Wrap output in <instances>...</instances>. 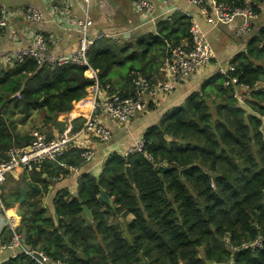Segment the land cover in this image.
Masks as SVG:
<instances>
[{
  "label": "trees",
  "instance_id": "obj_1",
  "mask_svg": "<svg viewBox=\"0 0 264 264\" xmlns=\"http://www.w3.org/2000/svg\"><path fill=\"white\" fill-rule=\"evenodd\" d=\"M215 2L233 9L250 6L260 15L264 0ZM190 25L187 14L176 12L158 21L155 32L133 41L95 39L86 60L97 73L98 88L125 96L133 92L134 76L161 80L150 68L155 64L158 71L172 48L190 46ZM230 64L233 70L207 78L180 106L147 127L142 152H113L97 177L79 176L76 195L58 193L54 216L42 205V193L52 179L87 162L83 149L68 147L23 173L21 180L29 177L42 192L27 191L19 202L17 229L23 242L63 264H264V22L253 24L245 48ZM123 68V81L115 86L113 71ZM85 70L74 62L37 63L31 56L0 68V160L11 147L31 142L30 133L19 126L35 109L44 111V124L63 130L58 114L69 112L94 84ZM244 86L249 96L240 103L237 95L244 94ZM21 183L6 194L2 184L6 207L19 201ZM100 189L112 204L99 199ZM10 234L3 229L4 241ZM259 237L261 247L253 248ZM0 264L39 263L19 253Z\"/></svg>",
  "mask_w": 264,
  "mask_h": 264
},
{
  "label": "crops",
  "instance_id": "obj_2",
  "mask_svg": "<svg viewBox=\"0 0 264 264\" xmlns=\"http://www.w3.org/2000/svg\"><path fill=\"white\" fill-rule=\"evenodd\" d=\"M151 1L154 4L153 15L156 17L154 23L147 21L146 17L136 12L134 0H89L88 3L82 0H0V18L6 20V25L0 28V51L2 52L0 68L2 69H7L13 65V51L21 47L31 46L34 43V37L38 34L45 39L46 49L43 52L45 56L60 60L67 59L78 46L80 34L76 29L75 21L84 17L85 13L89 16L91 35L97 38L101 36L113 38L120 42L121 39L133 41L142 34L155 32L158 21L171 16L173 13L182 12L206 31L214 53L210 63L199 72L186 81L176 83L171 91L158 93L155 100L149 104L144 112L135 115L125 123L104 120L105 125L111 131L110 139L106 142H100L95 138L87 137L83 144L92 148L93 155L86 159L87 162L82 167H73L66 176L52 179L46 192H41L40 185L30 184L29 177L21 180L20 177L23 173L20 171H15L6 177L13 181L12 185L17 184V182L25 181L27 183L28 181L27 186L21 183L19 187L23 186L25 193L27 191L42 193L41 203L53 216V203L58 193H65L68 198L76 195L78 179L81 174L97 177L104 161L111 153L122 154L128 146L140 140L147 127L157 124L167 112L180 106L189 94L199 89L204 80L215 75L221 69H226L233 56L245 48L248 34L241 35L236 32L240 22L239 17H235L227 24L211 25L206 22L199 8L187 0ZM30 6L41 11L42 21L32 22L25 18L24 10ZM261 22H264V10L253 24ZM125 32H129L130 36L124 37ZM136 33L139 35L132 36ZM165 64L158 71H155V64L150 68L156 72L155 77L157 79L166 78ZM125 69L120 71L114 69L113 82L115 86L123 81L121 76H124ZM85 75L89 77L87 73ZM90 89L88 88V93L82 100L73 104L69 112L58 114L56 119L58 122H62L64 127L67 124L73 125L83 120L84 115L86 116L91 110L93 98L101 100L107 95L106 91L101 88H98L96 92H92ZM43 118L44 111L35 109L22 126H28L29 133L34 128L40 127L50 136L62 131L56 125L44 124ZM22 126H19L20 130ZM32 188H36L37 191H33ZM7 208L9 214H16L19 224L21 217L19 201ZM127 218L130 219L131 216L129 215ZM4 228L3 225H0V263L13 255V251L1 246L8 241H4L5 239L1 235Z\"/></svg>",
  "mask_w": 264,
  "mask_h": 264
},
{
  "label": "built area",
  "instance_id": "obj_3",
  "mask_svg": "<svg viewBox=\"0 0 264 264\" xmlns=\"http://www.w3.org/2000/svg\"><path fill=\"white\" fill-rule=\"evenodd\" d=\"M88 3L89 0H82ZM195 4L206 22L211 25L218 23L227 24L235 17H239V24L236 28L237 34L245 35L250 33L253 22L258 19L259 15L254 13L250 6L243 8H230L224 4H218L215 0H187ZM136 12L146 17L147 21L155 22L154 4L151 0H134ZM264 10V2L260 4ZM24 16L28 21L40 22L43 15L35 7H27L24 10ZM76 29L79 32V41L77 48L65 60L45 56L43 52L46 49L45 39L38 34L34 37V43L28 47H21L13 51L14 62L21 63L28 56L33 57L37 63L48 62L63 63L74 62L86 66L85 73L89 78L94 80L90 86L92 92L98 90L97 73L88 65L86 60V51L88 47L97 39L90 34L89 16L85 13L84 17L75 21ZM6 25V20L0 18V28ZM111 37V36H110ZM2 52L0 51V56ZM213 49L209 43L207 33L195 21L190 25V46L182 43L171 49L169 56L166 58L165 72L166 78L161 80H150L142 76H134L132 79L133 92L129 95H120L118 93L105 95L103 99L93 98L90 112L83 118L79 128H73V125L67 124L59 133L48 136L46 132L40 129H33L30 132L32 140L29 144L23 146H13L7 152V156L0 160V225L10 230L9 240L1 245L3 248L13 251V256L22 253L36 259L39 264H63L58 260H51L42 252L29 247L23 242V236L18 231L17 216L15 213L9 214L1 194V186L6 177L15 172L28 173L37 163L47 159H54L61 155L68 147L82 148L81 156L88 159L93 155L92 148L83 144L87 137L95 138L100 142H106L111 137L110 129L105 125L104 120H111L117 123H125L135 115L144 112L149 104L155 100L158 93H167L171 91L178 82L189 79L192 75L199 72L213 58ZM233 70L231 64L226 69L219 72L225 74L226 71ZM243 95H237L240 103L249 96L247 87ZM95 97V95H94ZM142 138L132 145L128 146L123 156L142 152ZM73 167H70V169ZM262 238L259 237L251 243L253 248L261 247ZM39 253L41 259L34 256Z\"/></svg>",
  "mask_w": 264,
  "mask_h": 264
},
{
  "label": "water",
  "instance_id": "obj_4",
  "mask_svg": "<svg viewBox=\"0 0 264 264\" xmlns=\"http://www.w3.org/2000/svg\"><path fill=\"white\" fill-rule=\"evenodd\" d=\"M139 33H136V34H132V36H138ZM123 36H130V33L129 32H125L123 34ZM27 79V78H26ZM25 79V80H26ZM24 83L22 84L21 86V89L23 87ZM165 138L166 139H170V137L165 134ZM125 173H126V176L128 177V179L133 182V175H132V172H131V169L128 165L125 166ZM33 191H37L36 188H32ZM25 197V192H24V187L23 186H20V197H19V202L22 201ZM99 199L102 200L104 203H107V204H112V200L111 198L108 196V194L105 192L104 189H100L99 190ZM82 211L84 213V215L87 217L88 220L92 221V214H91V211L88 209L87 206L85 205H82ZM34 256L38 259H41V256L39 253H34ZM207 264H212L211 262L207 261L206 262Z\"/></svg>",
  "mask_w": 264,
  "mask_h": 264
},
{
  "label": "rangeland",
  "instance_id": "obj_5",
  "mask_svg": "<svg viewBox=\"0 0 264 264\" xmlns=\"http://www.w3.org/2000/svg\"><path fill=\"white\" fill-rule=\"evenodd\" d=\"M21 131L28 132V126L27 127L22 126ZM6 180H7L6 183L4 182L5 184H3L4 188L2 186V192H4L5 194L7 193L8 187H12L14 185V184L12 185L13 181L11 179L6 178Z\"/></svg>",
  "mask_w": 264,
  "mask_h": 264
}]
</instances>
